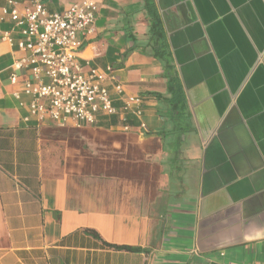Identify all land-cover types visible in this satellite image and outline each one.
I'll return each mask as SVG.
<instances>
[{
    "label": "crops",
    "instance_id": "obj_1",
    "mask_svg": "<svg viewBox=\"0 0 264 264\" xmlns=\"http://www.w3.org/2000/svg\"><path fill=\"white\" fill-rule=\"evenodd\" d=\"M151 1L188 118L166 111L161 64L127 37H146L145 0H100L93 32L78 35L85 68L110 66L144 98L123 132L116 116L24 120L29 96L9 74L26 53L0 0V264H264V0Z\"/></svg>",
    "mask_w": 264,
    "mask_h": 264
},
{
    "label": "built area",
    "instance_id": "obj_2",
    "mask_svg": "<svg viewBox=\"0 0 264 264\" xmlns=\"http://www.w3.org/2000/svg\"><path fill=\"white\" fill-rule=\"evenodd\" d=\"M6 2L1 19L7 17L17 28V47L26 53L12 62L9 74V81L20 83L21 93L29 96L21 103L28 112L24 120L92 126L116 116L125 132L130 129L125 122L128 114L141 118L144 98L125 95L110 66L85 68L87 63L80 62L83 41L78 35L85 40L93 32L100 0H74L61 10L50 9L44 0H28L22 6ZM10 32L2 31L1 38L12 40ZM19 95L14 92L16 98ZM116 98L122 99L119 107Z\"/></svg>",
    "mask_w": 264,
    "mask_h": 264
},
{
    "label": "trees",
    "instance_id": "obj_3",
    "mask_svg": "<svg viewBox=\"0 0 264 264\" xmlns=\"http://www.w3.org/2000/svg\"><path fill=\"white\" fill-rule=\"evenodd\" d=\"M145 12L148 16V24L146 29V37L144 40L137 38L132 28L127 30V37L133 43V48H140L145 55L153 57L161 64L162 76L166 81V91L164 94L159 92L154 93L156 97H160L165 104V109L169 113H176L178 116L185 118L190 117L187 111L186 97H184V91L181 80L179 79L178 70L176 64H174V58L171 52V48L168 45L166 32L163 29L162 20L160 15L156 11V7L151 0H145ZM162 114V112H160ZM164 115V114H162ZM114 116L110 117L108 122H113ZM105 119V118H101ZM128 120V115L125 117V122ZM88 235L96 238L104 247L125 250V251H142L141 247L124 245L117 243H110L105 241L100 234L93 229L85 228L83 230Z\"/></svg>",
    "mask_w": 264,
    "mask_h": 264
}]
</instances>
